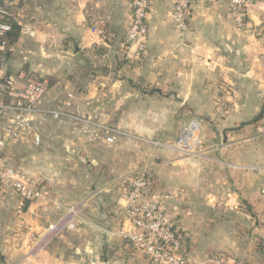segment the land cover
<instances>
[{
    "label": "crops",
    "instance_id": "1",
    "mask_svg": "<svg viewBox=\"0 0 264 264\" xmlns=\"http://www.w3.org/2000/svg\"><path fill=\"white\" fill-rule=\"evenodd\" d=\"M152 7L141 60L136 45L124 48L131 0H14L8 9L21 29L0 47V79L24 70L45 82L42 108L167 138L198 120L202 142L197 154L110 143L84 121L38 118L31 135L8 144L4 163L42 180L47 197L0 189V264H150L121 232L130 227L127 180L143 165L193 262L220 253L264 264V119L242 125L264 103V0H254L243 27L226 0H193L182 40L170 2ZM15 119L8 112L0 124ZM73 205L75 226L52 230Z\"/></svg>",
    "mask_w": 264,
    "mask_h": 264
},
{
    "label": "built area",
    "instance_id": "2",
    "mask_svg": "<svg viewBox=\"0 0 264 264\" xmlns=\"http://www.w3.org/2000/svg\"><path fill=\"white\" fill-rule=\"evenodd\" d=\"M14 0H0V47L6 45L3 37L11 30L10 23L3 21L8 9ZM154 0H131V19L128 24L126 42L136 45L137 55L133 59L141 60L146 51L149 35V15L152 11ZM172 5V15L176 30L182 38L189 31V17L193 0H168ZM229 14L238 27L245 26L246 17L254 0H226ZM131 59V58H130ZM22 82L21 89L16 87L17 82ZM47 85L29 75L24 70L12 73L0 79V120L8 113H15V122L3 128L0 124V189L10 186L15 189L23 199L41 201L47 197V189L37 180L29 181L22 172L5 165L4 152L12 140L19 139L22 135H31L34 132L35 121L45 115L53 119L62 120L76 117L85 122L86 130L95 139L105 138L110 143H115L119 135L125 134L118 127L101 123L95 118H80L72 115L65 109H44L41 107ZM6 95L13 96L11 102L4 101ZM200 128L198 120H192L182 132L176 146L184 151L197 142L196 132ZM144 141L151 142L147 139ZM34 143L39 145L41 137L34 135ZM157 144V143H156ZM126 215L130 222L128 230H122L123 236L138 252L145 254L150 264H241L228 260L223 254L208 255L203 262H193L189 258L183 237L178 235L171 223L166 219L167 205L163 197L152 196L155 191L156 180L149 165H143L128 180ZM70 219L60 218L50 224L54 231H60L66 225L74 227V218L79 213V205L69 207Z\"/></svg>",
    "mask_w": 264,
    "mask_h": 264
},
{
    "label": "rangeland",
    "instance_id": "3",
    "mask_svg": "<svg viewBox=\"0 0 264 264\" xmlns=\"http://www.w3.org/2000/svg\"><path fill=\"white\" fill-rule=\"evenodd\" d=\"M78 117L85 118L83 116H78ZM62 121L73 122V123H76V124L82 123V121L79 120V119H76V117L65 118V119H62ZM190 122L191 121H189L182 128H180V130H178L176 134L173 135L174 132L170 133L171 135H173V137H171V138H170V136L168 138L164 137L161 133L152 134V135H148L147 136V135L139 134V133H137L135 131L127 130V129L123 128V127H118V126H114V127H118L121 131H123L125 133L123 135H119L118 138H117V141L120 138H130V139H133L134 141L138 142L139 144H146V145H149L150 147H155V148H158V149L159 148L170 147L168 149L172 150L173 148L174 149L176 148L177 150H181V151H183V152H185L187 154H197L201 150V142H202V131L200 130V128L196 132L197 142L195 144H193L192 147L189 148V151H184V150H182V149H180L179 147L176 146V143L178 142V139L182 135V132L185 130L186 127H188ZM102 123H105V124L109 125L107 122H102ZM110 126H112V125H110ZM143 139H147V140H149L151 142L144 141ZM163 146H165V147H163ZM33 180H37L39 184L41 183L40 184L41 186L45 185V183H42V180H40V179L31 178L29 181H33ZM241 262H246V261H241ZM247 262H249V261H247ZM250 264H252V263H250Z\"/></svg>",
    "mask_w": 264,
    "mask_h": 264
},
{
    "label": "trees",
    "instance_id": "4",
    "mask_svg": "<svg viewBox=\"0 0 264 264\" xmlns=\"http://www.w3.org/2000/svg\"><path fill=\"white\" fill-rule=\"evenodd\" d=\"M3 21H6V22L10 23V25H11V30L9 32H7L6 35L3 37V41L6 40V45H8V44L13 43L18 38L21 27H20V25H18L17 23H15L14 21H12L10 19H7L6 17L3 18ZM122 61L125 63H128V64L130 63V59L127 57H123ZM263 119H264V103H263L261 112L259 114H257L251 121H248L242 125H246V124H250V123H258ZM173 228L176 230V228L174 226H173ZM177 233H178V235L183 237L181 235L180 231H177ZM184 243H185V241H184ZM241 264H250V263L246 261V262H241Z\"/></svg>",
    "mask_w": 264,
    "mask_h": 264
}]
</instances>
